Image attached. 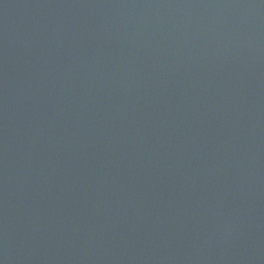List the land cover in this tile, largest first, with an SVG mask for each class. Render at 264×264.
<instances>
[{
    "label": "water",
    "instance_id": "95a60500",
    "mask_svg": "<svg viewBox=\"0 0 264 264\" xmlns=\"http://www.w3.org/2000/svg\"><path fill=\"white\" fill-rule=\"evenodd\" d=\"M0 264H264V0H0Z\"/></svg>",
    "mask_w": 264,
    "mask_h": 264
}]
</instances>
